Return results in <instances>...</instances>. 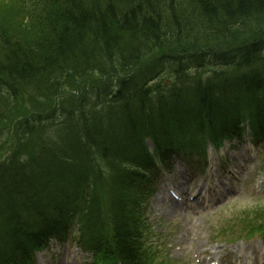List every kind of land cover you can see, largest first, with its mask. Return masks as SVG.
<instances>
[{
    "label": "trees",
    "instance_id": "16d2710c",
    "mask_svg": "<svg viewBox=\"0 0 264 264\" xmlns=\"http://www.w3.org/2000/svg\"><path fill=\"white\" fill-rule=\"evenodd\" d=\"M49 1L41 26L48 35L36 51L10 41L0 47V69L13 81L38 77L46 93L54 87V97L76 88L75 71L102 80L116 61L114 73L136 67L156 79L166 60L183 63L174 78L155 82L134 100L117 94L100 110L86 109L84 95L75 103L60 99L54 107L65 117V129L92 137L100 157L96 164L91 154L80 156L85 150L80 144L69 158L81 167L78 190L88 187L96 205L91 223L100 237L110 234L99 254L146 264L138 197L144 202L153 180L150 172L124 167L123 149L143 163L141 153L154 161L148 138L159 153L240 139L247 124L255 139L264 136V0H173L178 4H170L172 9L165 0ZM10 194L0 179V264H22L40 240L14 226ZM35 207L40 215L38 203Z\"/></svg>",
    "mask_w": 264,
    "mask_h": 264
},
{
    "label": "rangeland",
    "instance_id": "374dc122",
    "mask_svg": "<svg viewBox=\"0 0 264 264\" xmlns=\"http://www.w3.org/2000/svg\"><path fill=\"white\" fill-rule=\"evenodd\" d=\"M11 147V145H8L4 152L9 153ZM223 153H231V157L233 156L237 160L240 157L238 150L231 152L224 150ZM215 159H217V156ZM257 166L255 168L251 166L247 170L248 172L244 173L243 171L241 174L243 183H246L244 192L241 189H234L229 195H234L235 198L225 199L226 203L220 204L217 208L213 207L201 213L177 209V212H173L172 217L169 219L162 215L156 217V212H152L154 230L161 237L159 240L160 246L163 245L160 247L163 251L162 254L173 251L177 255L175 261L170 257V254L166 256V260L170 264H196V261H192L191 258V251H194L195 248L199 247L202 250L208 243L214 242L215 238L225 239L226 235L229 237L234 236L235 233L242 232L258 218L264 221V169ZM238 168L234 165L232 171L238 174ZM241 175L239 174L238 179L241 178ZM258 176L259 180L257 182L256 178ZM249 181H251L252 187L247 186ZM256 209L261 213L254 214L253 211ZM176 246L182 247L181 252L176 250ZM63 254L64 249L54 243L51 248L39 253V262H47L48 258L59 257ZM89 261L90 257L88 255L81 253L76 248L74 249L72 264H87Z\"/></svg>",
    "mask_w": 264,
    "mask_h": 264
},
{
    "label": "bare ground",
    "instance_id": "6f19581e",
    "mask_svg": "<svg viewBox=\"0 0 264 264\" xmlns=\"http://www.w3.org/2000/svg\"><path fill=\"white\" fill-rule=\"evenodd\" d=\"M164 200L165 199H161V205H164ZM173 203L175 204V205H177L179 202L178 201H173ZM171 205L170 206H166V207H164V210L166 211L167 210V208H170L171 209ZM21 230H24L23 228H21ZM30 257H31V255H28V256H25L24 258H23V261L24 262H29L30 261Z\"/></svg>",
    "mask_w": 264,
    "mask_h": 264
}]
</instances>
